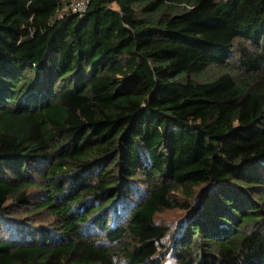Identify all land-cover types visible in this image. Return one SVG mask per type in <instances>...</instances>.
Here are the masks:
<instances>
[{
  "label": "trees",
  "instance_id": "16d2710c",
  "mask_svg": "<svg viewBox=\"0 0 264 264\" xmlns=\"http://www.w3.org/2000/svg\"><path fill=\"white\" fill-rule=\"evenodd\" d=\"M69 2L0 0V264H264V0Z\"/></svg>",
  "mask_w": 264,
  "mask_h": 264
},
{
  "label": "rangeland",
  "instance_id": "374dc122",
  "mask_svg": "<svg viewBox=\"0 0 264 264\" xmlns=\"http://www.w3.org/2000/svg\"><path fill=\"white\" fill-rule=\"evenodd\" d=\"M179 213L180 211L178 210H168L159 214L157 216V220L170 226H174V224L176 223V219L179 217Z\"/></svg>",
  "mask_w": 264,
  "mask_h": 264
},
{
  "label": "built area",
  "instance_id": "2783aa9c",
  "mask_svg": "<svg viewBox=\"0 0 264 264\" xmlns=\"http://www.w3.org/2000/svg\"><path fill=\"white\" fill-rule=\"evenodd\" d=\"M87 7V0H70L68 8L77 14H82Z\"/></svg>",
  "mask_w": 264,
  "mask_h": 264
}]
</instances>
